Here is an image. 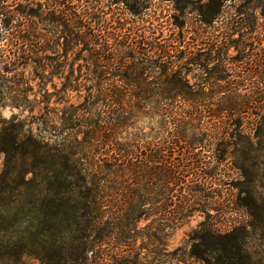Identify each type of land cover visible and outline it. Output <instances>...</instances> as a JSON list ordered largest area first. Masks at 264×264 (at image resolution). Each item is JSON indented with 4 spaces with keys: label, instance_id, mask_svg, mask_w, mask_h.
Wrapping results in <instances>:
<instances>
[{
    "label": "rangeland",
    "instance_id": "rangeland-1",
    "mask_svg": "<svg viewBox=\"0 0 264 264\" xmlns=\"http://www.w3.org/2000/svg\"><path fill=\"white\" fill-rule=\"evenodd\" d=\"M208 3L0 0L1 126L76 148L75 140H90L97 120L119 115L122 124L102 133L98 153L116 150L124 168L120 185L108 178L104 188L107 216L120 224L103 225L84 260H73L79 249L71 232L62 234L63 260V251L31 244L0 264H230L221 254L232 226L241 246L233 264H264V0H222L205 23L214 10ZM173 71L208 96L218 90L204 97L211 108L250 106L234 114L241 134L231 145H217L210 132L191 149L173 142L166 101L142 93ZM181 147L193 152L195 168L176 186ZM4 164L0 154V171ZM134 166L139 197L131 196Z\"/></svg>",
    "mask_w": 264,
    "mask_h": 264
},
{
    "label": "trees",
    "instance_id": "trees-1",
    "mask_svg": "<svg viewBox=\"0 0 264 264\" xmlns=\"http://www.w3.org/2000/svg\"><path fill=\"white\" fill-rule=\"evenodd\" d=\"M206 1L214 7L210 15L203 18L205 23H209L211 17L219 13L222 0ZM124 77L128 78V75ZM130 77L133 80L138 78L135 75ZM158 78L164 85L149 91L143 89L142 93H150L157 100L166 101L163 105L172 114L170 136L173 142L187 144L191 149L200 143L199 137L204 132H210L217 145L224 143L228 147L232 139L241 134V119L234 114L247 113L250 109L247 103L236 105L229 101L211 108L205 104L204 97L210 98L218 90L211 91L212 95L208 96L204 90L191 88L180 71L163 72ZM1 122L0 119V154L4 155L5 164L0 171V262L7 263L12 257L25 255L31 244L46 250L59 249L63 255L58 256L63 260L62 234L71 232L75 235L69 238L78 241L76 248L79 249L73 260H84L86 252L100 239V228L110 221H115L116 225L121 221L119 216H107L104 188L108 178L115 179L116 185H120L119 180L123 176L119 174H123L124 168L120 165L123 159L118 156L123 155L117 156L116 150H111L113 153L110 154L98 153L100 144H106L101 139L102 133L113 131L122 124L119 115L111 116L109 120H97L90 140H75L76 148L65 147L60 142L45 143L22 133L17 126H1ZM85 143L94 148L92 152L83 147ZM184 150L182 147L178 150L179 161L173 163L172 177L176 186L183 183V178L195 168L189 164V155L193 152L187 155ZM215 157L220 162L225 159L220 154H215ZM134 168L130 180L135 182L132 183L135 189L131 190V196L139 197L140 175L138 166ZM157 176L160 179L164 174L158 171ZM182 217V214L174 217L173 222H179ZM15 226L18 231L14 236ZM199 227L204 229L206 223L200 222ZM239 230V227L232 226L225 233L228 239L221 255L230 264L241 257Z\"/></svg>",
    "mask_w": 264,
    "mask_h": 264
}]
</instances>
